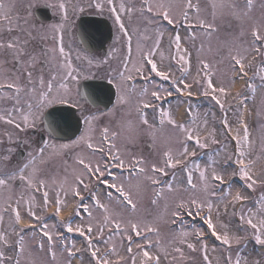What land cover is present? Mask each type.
Listing matches in <instances>:
<instances>
[{"label": "snow or ice", "instance_id": "6c2138e0", "mask_svg": "<svg viewBox=\"0 0 264 264\" xmlns=\"http://www.w3.org/2000/svg\"><path fill=\"white\" fill-rule=\"evenodd\" d=\"M39 2L41 0H37ZM42 2L60 13V23H34L36 4L33 0H27L19 8L17 0H0V32L6 31L10 37L0 39V103L7 101L11 104L8 108H0V122L11 126L13 130L2 134L9 143L13 141L14 133L35 128L38 122H43L51 137L58 129L63 130L62 123L73 119L72 114L67 111H47L54 104L69 103L72 91L69 84L78 83L82 75L80 67L73 64L72 52L66 50L64 42L65 34L73 27L69 16L70 4L68 0ZM85 7L98 10L97 14H103L107 9L116 26V42L122 40L126 51L116 68L109 65V60L119 51L116 48L111 49L105 59L96 61L95 65L86 55L81 57L77 53L75 59H82L88 68L109 65L110 79L116 87V104L127 106L132 96L137 97L135 111L138 125L143 126L144 132L151 137L153 147L158 138L157 133L165 125L175 130V140L180 147L174 150L166 145L159 165L156 162L149 163L142 155L122 151L115 143L122 132L126 133L128 143H134L140 134V127L131 121L122 123L121 131H110L109 127H104L101 133L102 143L94 146L91 143L92 123L99 117L85 115V132L77 140L55 144L51 140L42 139L41 146L29 152L26 161L17 162L11 168L8 165L14 149L0 150V193H9L3 200L6 207L0 208V224L3 223L4 212L10 210L13 216L9 224L11 233L0 230V264H55L58 247L62 250L61 255L66 253L68 257L66 264H72V259L78 255L81 264H85V252L88 254L87 264H137L138 259L139 264H183L186 260L189 264H194L186 256L185 249L191 253H199L202 264H214L210 251H220L223 264H264V172L255 171L259 157L250 158L252 142L242 115L238 121L242 134L238 131L237 135L231 137L235 141L236 151L227 154V145H224L214 149V154L208 155V161L201 164L196 159L198 154L203 155L202 150L221 144L217 139L216 128H209V114L201 115L198 108L189 101L185 110L189 119L179 123L174 118L172 106L164 107V102L173 95V91L187 99L195 94V89L199 95L218 106L222 114L221 127L224 133L231 134L229 97L236 102L237 111L242 113L247 109V102L250 99L255 102L259 94L260 114L264 116V0H207L203 6L201 0H139L138 5L135 0H87L86 5L78 0L75 5H71L73 16L83 13ZM20 12L24 13L23 17ZM134 20L146 25L142 32L139 28L128 26ZM168 26H172L171 31ZM222 27L226 29L225 39L218 41L217 47L213 49L212 41ZM181 29L186 38L182 37ZM14 32L18 34L12 35ZM134 32L137 34L135 54ZM165 37L170 53L167 59L174 62L167 65H163L165 55L161 50ZM198 39L201 42L197 47ZM149 40L151 45L143 46L142 42ZM44 41L51 42L52 46L49 47ZM205 41L207 52L214 53L217 57L215 63L203 55ZM34 43L40 44L39 50L33 47ZM84 44L85 41L81 39V45ZM185 45L195 49L197 70L194 76L193 52ZM157 54L160 64L157 62ZM225 61L232 73L227 82L223 78L216 79L218 64ZM40 65L44 67H39ZM251 69L254 71L249 76ZM176 72L180 75L177 76ZM153 74L161 81H169V86L157 83ZM137 77L144 81L143 85H137ZM237 80L245 81V88L250 90V96L245 91L233 92ZM5 89L8 91H4ZM82 99L87 100V95L82 96ZM147 109H151L153 120L158 121L159 128L156 123L149 122ZM81 111L83 112L82 108ZM211 115L214 117L215 113ZM3 143V139H0V144ZM23 143L27 144L28 140ZM82 144L99 153L101 159L92 162L77 154L76 163L83 171L73 170L70 183L65 176L58 184L54 212L60 227L66 228L67 233L78 232L85 237L84 248L80 249L74 241L69 243L66 234L56 230L57 225L44 222V217L37 214L40 206L33 193L41 194L42 207L46 211L52 203L48 191L49 182L41 178L37 160L44 161L46 150L47 159H51ZM229 168L233 169L231 176L242 179L244 189L253 193L258 188L261 189L258 197H250L241 189L233 191V185L226 179ZM177 169L186 175V187L183 191L188 196L186 199L177 197L174 208L169 211V197L176 196L180 191L175 184ZM169 171L172 173L171 179L162 180V177L169 176ZM194 173L198 174V180H194ZM15 182H19L22 189H28L29 195L25 200L22 192L13 204L11 192ZM52 183H57L55 178ZM93 184L96 185V191L92 190ZM101 185L105 186L104 195L109 201H115L124 208L130 207L133 212L137 209L136 200L144 186L150 185L154 194L151 203L160 208V202L164 201L162 211L151 221L142 218L124 220L108 203L102 202L97 194ZM82 190L86 195L82 194ZM69 192L76 200L74 213L87 214L86 225L78 224L74 227L71 222L59 219ZM86 196L91 199L92 204L85 202ZM21 201L26 204V214L35 223H21ZM93 208L104 214L102 221L93 223ZM185 216L200 218L209 230L207 235L204 228L185 221ZM160 223H179L177 232L167 245L160 240ZM17 227L19 231L16 230ZM106 230L108 235L104 239ZM37 234L40 236L39 240H36ZM153 236L157 237L155 241ZM94 237L101 239L109 247L101 249ZM117 237L119 247L128 254L127 259L118 251ZM134 237L141 242L138 243ZM29 239L36 240L33 247L39 253L45 252L46 241L47 255L51 260L45 261L35 256L30 251ZM153 247L156 251L150 250ZM9 252L12 254L8 255ZM113 256L116 257L115 260L112 259ZM25 257L30 259L26 260ZM215 264H221L220 257L215 258Z\"/></svg>", "mask_w": 264, "mask_h": 264}, {"label": "rangeland", "instance_id": "374dc122", "mask_svg": "<svg viewBox=\"0 0 264 264\" xmlns=\"http://www.w3.org/2000/svg\"><path fill=\"white\" fill-rule=\"evenodd\" d=\"M6 2H7V0H6ZM26 2H27V0H17V4H19V5L20 4L23 5ZM33 2L36 4V6L43 3L42 0L39 3H37V0H33ZM49 2L56 3V0H49ZM135 2L137 3V5L139 4V0H135ZM201 3H202V6L206 5L207 0H201ZM71 13H72V11H71ZM141 24L142 23H140V21L134 20L133 23L128 25V26L130 28H133V27L140 28ZM140 31H142V29H140ZM225 33H226V29L222 27L220 33H218L217 36L212 41L213 49H215L217 47L218 41H222L225 39ZM184 35L186 36L185 33H184ZM72 40H73V36L71 34V40L68 43H71ZM198 40H199V42H201L200 39H198ZM68 43H67V47L71 48ZM198 44L199 43H196L197 47H198ZM77 51L80 53L79 49H77ZM80 54H83V53H80ZM203 55L207 59H209L210 61H212L214 63L216 62L217 57L215 56V54L207 52V41H205V52ZM257 59L259 60V57ZM192 63H193V61H192ZM192 68L194 70H197V64L195 63ZM173 70L175 71V69H173ZM218 70L219 71H218V75H217L216 79L223 78L227 82L228 79L232 75L231 70L229 69V67L227 65V62L225 61L222 64H218ZM253 71H254V69L249 70V74L252 75ZM195 73H196V71L195 72L192 71V76H194ZM190 81H191V77H189V82ZM241 91H245V94H247L249 96L251 95L250 90H246L245 87ZM194 93L199 94V92L196 91L195 89H194ZM260 99H261L260 95L257 94L256 101L255 102L251 101V102H253L251 104L253 106L252 111L254 113H257V117L255 118V120H254V118L251 117L250 120H248V124H247L248 128H249V132H250V140L252 142L250 158L256 159L257 157H259V159H257L256 165H255V171L257 173L264 172V151H262V145H264V116H262L260 114L261 113ZM136 100H137V97L132 96L130 98V102H129V103H131L130 105L135 107V105H133L132 103H134ZM180 101H182V100L179 99L177 102H174L173 104H171L173 113L176 111V107H179ZM228 103L231 105V107L228 109V119H229L230 126L232 127V133L231 134L235 136V135H237L238 131L240 132V134H242V129L240 127V124L238 123V121L240 120L239 119L240 113L237 111L236 102L233 101L231 99V97H229ZM213 105H214V102H213ZM126 107L127 106L117 105V124H115L110 131H121L120 126L122 123L125 122L127 117L129 118V121H131L134 125L139 126L138 125V119L136 118L137 116L133 112L134 109L133 110L126 109ZM226 107H227V105H226ZM195 108H197V106ZM198 108H200V106ZM210 108L211 107L205 106L203 111L200 109H198V110L200 113L205 111L204 114H206V113L209 114L208 115L209 128L214 127V125L212 124L211 121H214V123H216L215 128L217 130V139H219L221 141V144L220 145H212L209 149H204L202 151H205L208 153L210 151V152H212L211 154H214L213 153L214 149L221 148L222 146L227 145V147H226L227 154H232L233 152L236 151V144L233 142L234 140L231 139L232 136H229L227 133H224V130L221 127L220 120H221L222 114H221L218 106H215L213 109L212 108L210 109ZM211 113H215V116L213 117L211 115ZM204 114L202 113V115H204ZM149 122L155 123V122H153V120H151ZM156 125H157V123H156ZM158 125H157V127L159 128ZM94 127H95V122L92 123V128H94ZM139 127H140V134L137 136L134 143H128L126 141V139H125L126 133H124V132H122L120 138H118L115 141L117 146L120 147L122 151L130 152V153L137 155V156L142 155L147 161H149V163L156 162L159 165L162 163V153L165 150L166 145L171 146L174 150L178 149L180 147L179 143H177L175 140V136H176L175 130L172 129L170 126H167V127L164 126L162 131L157 133L158 138H157V141L155 142V147H153V141H152L151 137L148 136L144 132L143 126H139ZM98 128H100V127H98ZM1 130H2V126L0 124V133H1ZM233 131H234V133H233ZM62 143H71V142H62ZM56 144H58V142ZM190 146H191V144H190ZM67 151H73V149L65 150V152H67ZM198 151H200V150H198ZM77 154H80L86 160H91L92 162L98 161V159H97L98 157L89 155V154L93 155V153H89L88 150H86V145H83V144L80 145L79 148L75 149V151H74L75 156H71L68 159H66L62 154L59 156L53 157V160L47 159V156H45L46 162H47V160H50V168H49L50 170L48 171V173L45 172L43 174V172H41L40 174H41L42 179H46L49 182L48 191L50 193V196H49L50 200L55 201V192L57 190V186L63 180V178L65 176L68 177V181L70 183L72 178H73V170H75L76 172H80L81 167L76 163ZM94 155H96V154H94ZM223 155H224V152L221 153V156H223ZM207 161H208V155L200 163L204 164ZM43 166H45V167H43ZM37 167L41 171H42V168H44L45 170L48 169L46 164L42 165L41 162H39ZM232 170H233L232 168L227 169L226 178H228L230 176V173ZM169 173H171V171H169ZM176 174H177V180L175 181V184L179 186L180 191L177 193L176 196L169 197V200H168V203L170 205L169 211H171L174 208V201L176 200L177 197H182V198L186 199L188 196V193L183 191V189L186 187V175L184 173H181L179 171V169L176 170ZM171 175H172V173L170 174V177H171ZM53 178L56 179V181H57L56 184L52 183ZM170 179L171 178H169L168 180H170ZM194 180H198V174H196V173H194ZM236 189L244 190L245 193L247 195H249L250 197H252V195H254V197H258V195L261 191V189L258 188L257 191L255 192V194H252V192L250 190H248L249 192H246V189H244L243 187L238 186L236 184H233V191H235ZM17 190L18 191H16V189L14 188V191L11 192L12 202L15 201L18 197H20L22 192H23V195L25 197V200H27V197L29 195V190L28 189H22V188H19ZM8 195H9L8 192H6L5 194H0V208L6 207V205L3 203V200L6 199ZM153 195L154 194H153L152 186L145 185L143 190H142L140 197L137 198V200H136L137 209L135 210V212H133L130 207L124 208V207L118 205L115 201H109L107 198H103V195H101L100 198H101L102 202L108 203L110 205V208L114 212L119 213V217L124 219V220L142 218V219H146V220L151 221L154 217H156L162 211V206L164 203V201L160 202V204H161L160 208H157L156 206H154L151 203V201L153 199ZM40 198L41 197H39V196H35L36 203L37 202L39 203ZM70 199H71V193L69 192V195L66 199V203ZM249 206H252V205L250 204ZM20 207L26 211V204L24 203V201L22 202ZM65 207H66V204H65ZM229 210H231V209H229ZM40 211H42L41 208L39 211L37 210L38 215H42V214L46 213L45 210H44V213L40 212ZM92 211H93V218H94L93 223L98 222V221H102L104 214L99 209H96V208H93ZM214 219H215V216H214ZM12 220H13L12 215L4 216L3 223L0 224V230L6 229L7 232L11 233V228L9 227V224ZM84 222H85V224H87V222H88L87 217L85 218ZM84 222L81 221L82 224H84ZM76 224H79V223H76ZM159 227H160V240L164 245H167L168 241L173 238V235L177 232V230L171 229L169 227V224H164V223H160ZM57 231H59V227L57 228ZM12 238H14V236ZM105 238L106 237H104V239ZM26 239H28V238L26 237ZM134 239H136V238L134 237ZM152 239H153V241H155L157 239V237L153 236ZM33 241H35V240H31V239L28 240V243L30 245V251L35 256L41 257L45 261H50L51 258H50V256H48L46 254V251L44 252L45 253V255H44L43 253H39L38 250L35 249V247H33L35 245L32 243ZM116 242L118 245V251L120 252L121 255H124L125 258L127 259L128 254L124 251L123 248L119 247V238L118 237L116 238ZM137 242L139 243L141 241L139 240ZM98 243L99 242H97V244ZM98 246L101 249L102 248L104 249L108 245H105L104 243H102V244H98ZM150 250L156 251V248L153 247ZM56 251H57V260H56L55 264H66V261L68 259L66 253L64 255H61L62 250H60L59 247L56 249ZM185 253H186V256L189 257L190 261H194V264H202V257L199 253H191L188 249H185ZM7 254L11 255L12 253L9 252ZM216 257H220L221 258V264H223L222 253L220 251H217L215 253H212L210 251V258L213 259L214 264H215V258ZM24 259L27 260V259H30V257H25ZM112 259L115 260L116 257L113 256ZM75 260H76V258H75ZM84 262H85V264H87V262H88V255L86 252L84 253ZM72 264H81V262L76 263L73 261ZM137 264H139V259L137 261ZM183 264H189V261L186 260L183 262Z\"/></svg>", "mask_w": 264, "mask_h": 264}, {"label": "flooded vegetation", "instance_id": "af4514ba", "mask_svg": "<svg viewBox=\"0 0 264 264\" xmlns=\"http://www.w3.org/2000/svg\"><path fill=\"white\" fill-rule=\"evenodd\" d=\"M10 102H4L0 108H8L10 107ZM2 126V130L0 133V139H3L4 143L0 144V150H4L7 148H13L14 152L12 153L11 162L9 163L8 167L11 168L14 164L17 162H23L28 159V153L32 152L33 149L38 148L41 146V140H48V137L43 126L39 125V122L37 123V126L35 128L28 129L25 132H19L14 133L13 135V141L9 143L2 134L8 131H13L11 126L5 125L3 122L0 123ZM24 140H28V143H23ZM6 154V153H5ZM47 156V150L46 155ZM53 160V158H51ZM41 162L39 159L37 160V165ZM43 165L46 164L47 170L46 173L50 170V160H47V162L44 161L41 162ZM45 167V166H44ZM17 187L20 186L19 182H16L15 184Z\"/></svg>", "mask_w": 264, "mask_h": 264}, {"label": "water", "instance_id": "95a60500", "mask_svg": "<svg viewBox=\"0 0 264 264\" xmlns=\"http://www.w3.org/2000/svg\"><path fill=\"white\" fill-rule=\"evenodd\" d=\"M55 111H58V112H70V110H68L67 108L65 107H58ZM62 129L63 130H57V132L61 133L62 136H56L58 138H62V139H69V138H72L74 137V135L79 131V124L75 123V121L71 120L70 122L68 123H62L61 125Z\"/></svg>", "mask_w": 264, "mask_h": 264}, {"label": "bare ground", "instance_id": "6f19581e", "mask_svg": "<svg viewBox=\"0 0 264 264\" xmlns=\"http://www.w3.org/2000/svg\"><path fill=\"white\" fill-rule=\"evenodd\" d=\"M242 82V81H241ZM241 82H238L237 84H236V91H240V88H241ZM248 108V107H247ZM250 108V107H249ZM246 111V110H245ZM248 113L247 112H245V115H244V123H246L247 122V118H248ZM66 213H68L67 211H62L61 212V216L62 217H64L65 216V214ZM23 219V218H22ZM28 223V220H25L24 219V221H23V224H27Z\"/></svg>", "mask_w": 264, "mask_h": 264}]
</instances>
